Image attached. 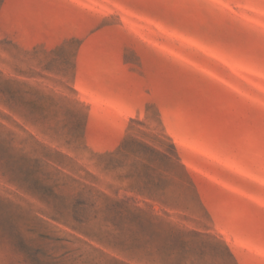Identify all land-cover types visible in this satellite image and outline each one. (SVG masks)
<instances>
[{
	"label": "rangeland",
	"instance_id": "1",
	"mask_svg": "<svg viewBox=\"0 0 264 264\" xmlns=\"http://www.w3.org/2000/svg\"><path fill=\"white\" fill-rule=\"evenodd\" d=\"M0 264H264V0H0Z\"/></svg>",
	"mask_w": 264,
	"mask_h": 264
}]
</instances>
